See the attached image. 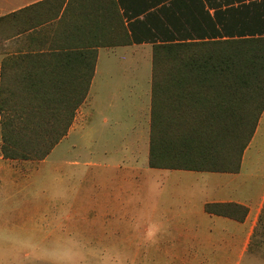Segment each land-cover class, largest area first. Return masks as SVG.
<instances>
[{
  "label": "crops",
  "instance_id": "0c3cea01",
  "mask_svg": "<svg viewBox=\"0 0 264 264\" xmlns=\"http://www.w3.org/2000/svg\"><path fill=\"white\" fill-rule=\"evenodd\" d=\"M240 3L0 0V84L41 80L43 85H60L52 96L74 100L79 94L66 93L69 83L85 81L94 63L87 94L67 134L53 148L62 157L58 170L72 167L67 173L60 170V182L69 184L72 196L66 202L64 193H58L57 234L62 241L75 242L85 235L81 226L89 224L93 240L120 243L125 251L121 255L133 259L127 264H158L157 259H162L159 264H241L249 254L264 204V110L238 172L151 167L153 44L132 38L129 23L143 14L131 19L123 14L199 13V24H192L195 31L211 27L223 33L213 16L221 13L220 20H231L234 32L239 17L222 13H241L236 9ZM125 30L129 43L121 42ZM102 31L113 34L110 41L117 43L86 44ZM23 55L30 57H19ZM66 152L73 158L63 157ZM32 172L31 160L2 155L0 133V225L5 219L14 229L31 233ZM262 179L259 193L251 197ZM207 203H236L248 213L240 221L207 212ZM114 256L110 249L108 257Z\"/></svg>",
  "mask_w": 264,
  "mask_h": 264
},
{
  "label": "trees",
  "instance_id": "16d2710c",
  "mask_svg": "<svg viewBox=\"0 0 264 264\" xmlns=\"http://www.w3.org/2000/svg\"><path fill=\"white\" fill-rule=\"evenodd\" d=\"M240 2L236 9L241 13H222L239 17L235 18L234 32L231 20H220L221 13L213 16L222 24L223 33L211 27L195 31L192 24H199V13H123L128 19L143 14L129 23L131 35L135 42L153 44L151 167L239 171L243 152L264 110V0ZM253 10L259 13H246ZM190 15L197 19L189 22ZM207 16L213 25L212 16ZM124 33L121 42L129 43L126 30ZM95 37L86 44L117 43L110 41L113 34L103 31ZM93 70L92 60L85 81L77 86L69 83L66 93L79 94L74 100L67 95L52 96L59 84L19 81L28 94L23 96L28 109L24 106L19 112L8 108L14 90L2 80V155L16 160L48 156L67 134L87 94ZM263 209L264 205L258 226ZM205 210L240 221L248 213L247 207L236 203H207Z\"/></svg>",
  "mask_w": 264,
  "mask_h": 264
},
{
  "label": "rangeland",
  "instance_id": "374dc122",
  "mask_svg": "<svg viewBox=\"0 0 264 264\" xmlns=\"http://www.w3.org/2000/svg\"><path fill=\"white\" fill-rule=\"evenodd\" d=\"M18 82L12 84L4 82L11 90H14V94L9 96L7 105L11 112L15 109L18 112L23 111L24 106L26 110L28 109L27 104L24 103V97L28 94ZM63 155L66 158H73L67 152ZM50 156L52 157L46 158V156L42 160H31L33 162L31 233L30 229L29 232L24 229H14L6 224L5 219H2L0 264H127V262H132V258H124L125 256L121 255L125 251H121L119 242L115 244L113 242L111 246L103 239L90 238L89 224L81 226L80 230L85 235L78 237L75 242L61 240L62 235L57 234V223L60 216L58 211L60 194L58 193L60 191L64 193L66 202H71L72 196L68 193L69 184L60 182V170L67 173L72 167L64 166L58 170L57 162L60 158L62 159L61 155H57L54 151ZM261 172L264 175V163ZM65 181L69 180L66 178ZM262 181L263 179L257 182L256 188L251 192V197L259 193ZM262 216V223L259 226L257 223L258 227L252 237L249 254L244 257L241 264H264V209ZM110 249L116 256L108 257ZM157 260L158 264L159 261L162 262V259Z\"/></svg>",
  "mask_w": 264,
  "mask_h": 264
}]
</instances>
